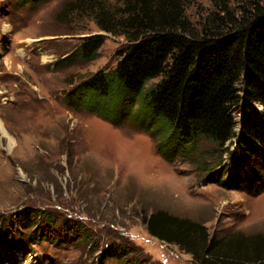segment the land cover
Here are the masks:
<instances>
[{
	"label": "rangeland",
	"instance_id": "rangeland-1",
	"mask_svg": "<svg viewBox=\"0 0 264 264\" xmlns=\"http://www.w3.org/2000/svg\"><path fill=\"white\" fill-rule=\"evenodd\" d=\"M77 1L0 0V121L15 141L10 147L0 132V264H198L147 232L142 217L156 209L199 221L216 237L264 235V191L231 184L232 153L221 155L204 138L182 150L145 119L141 97L132 108L124 97L76 89L112 69L129 43L101 30ZM178 1L197 34L225 26L227 10L240 18L253 1L264 2ZM90 35L103 37L96 57L69 56ZM241 110L234 109L237 120ZM25 210L45 211L57 223L32 234L16 224ZM62 221L78 231L67 236Z\"/></svg>",
	"mask_w": 264,
	"mask_h": 264
},
{
	"label": "trees",
	"instance_id": "trees-1",
	"mask_svg": "<svg viewBox=\"0 0 264 264\" xmlns=\"http://www.w3.org/2000/svg\"><path fill=\"white\" fill-rule=\"evenodd\" d=\"M118 1L121 7L113 9L100 0L76 3L86 4L101 30L123 34L129 42L112 69L97 71L76 89L91 98L124 97L132 108L141 97L145 119L163 128L166 138L174 135L182 150L208 140L221 155L232 153L235 188L264 191V2L253 1L240 18L227 10L220 17L225 26L197 34L188 28L178 0ZM102 43V36H85L69 56L91 60ZM236 107H242L238 120ZM142 219L151 236L176 245L198 264H264V235L212 236L203 223L164 209ZM56 223L45 211L25 210L16 224L42 235L44 226ZM62 226L67 236L78 231L67 221ZM79 236L89 239L86 232Z\"/></svg>",
	"mask_w": 264,
	"mask_h": 264
},
{
	"label": "bare ground",
	"instance_id": "bare-ground-1",
	"mask_svg": "<svg viewBox=\"0 0 264 264\" xmlns=\"http://www.w3.org/2000/svg\"><path fill=\"white\" fill-rule=\"evenodd\" d=\"M0 132L2 133V135L7 137L9 146L12 147L15 141L13 140L11 134L6 130V128L4 127L1 121H0ZM22 264H27V263H22Z\"/></svg>",
	"mask_w": 264,
	"mask_h": 264
}]
</instances>
